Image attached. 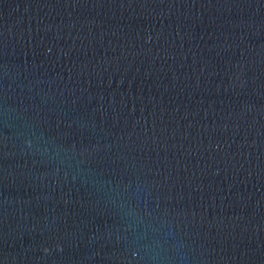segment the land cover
Masks as SVG:
<instances>
[{"label": "water", "instance_id": "1", "mask_svg": "<svg viewBox=\"0 0 264 264\" xmlns=\"http://www.w3.org/2000/svg\"><path fill=\"white\" fill-rule=\"evenodd\" d=\"M0 264H264V0H0Z\"/></svg>", "mask_w": 264, "mask_h": 264}]
</instances>
